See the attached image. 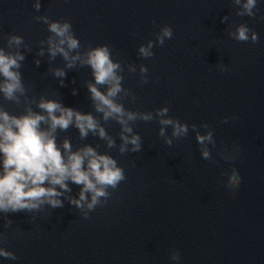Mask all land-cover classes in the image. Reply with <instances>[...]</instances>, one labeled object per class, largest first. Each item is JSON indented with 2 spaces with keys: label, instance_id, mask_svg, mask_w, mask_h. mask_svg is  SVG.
Masks as SVG:
<instances>
[{
  "label": "water",
  "instance_id": "95a60500",
  "mask_svg": "<svg viewBox=\"0 0 264 264\" xmlns=\"http://www.w3.org/2000/svg\"><path fill=\"white\" fill-rule=\"evenodd\" d=\"M32 5L33 0H0V33L19 34L32 45L21 71L37 95L55 94L65 106L92 110L84 83L93 79L89 68L67 70L61 86L48 72L47 54L36 55L38 41L49 33L33 17L46 13L70 20L82 46L107 43L114 59L137 65L134 75L125 67L123 84L136 93L126 107L154 111L167 105L169 115L189 125L207 122L216 147L213 161L204 160L191 127L168 146L155 120L134 126L142 137L140 153L121 155L91 134L81 141L74 127L60 133L58 141L69 136L74 148L100 144L98 150L113 155L127 179L87 220L64 197L62 208L8 213L13 223L4 246L18 259L0 257V264H264V0L255 18L236 16L231 0H41L40 13ZM226 15L228 24L221 22ZM242 21L258 33L260 46L227 35L228 25ZM165 24L173 29L172 39L154 47L152 58L139 57L138 46L155 40ZM220 61L230 71H219ZM52 63L63 66L60 56ZM141 63L149 69L147 84L139 82ZM105 127L119 143V125ZM233 142L240 150L235 164L220 155ZM233 166L242 182L231 198L222 172ZM69 185L76 196L79 186ZM3 223L0 213V230ZM173 248L181 252L179 262L170 259Z\"/></svg>",
  "mask_w": 264,
  "mask_h": 264
},
{
  "label": "clouds",
  "instance_id": "9594fccd",
  "mask_svg": "<svg viewBox=\"0 0 264 264\" xmlns=\"http://www.w3.org/2000/svg\"><path fill=\"white\" fill-rule=\"evenodd\" d=\"M258 3L259 0H231L235 15L239 17L255 18L261 13ZM32 6L36 13H40L41 0H33ZM260 18L264 19V14ZM33 19L45 24L49 33L38 41L36 55L44 57L47 54L48 72L58 78L61 86H64L67 70L85 67L91 70L93 79L84 83L92 110L83 112L65 106L55 94L49 96L41 92L37 95L35 83L26 84L21 71L26 59L25 52H31L32 45L19 34L0 33V39L4 40V44L0 45V213L4 214V230H0V257L10 260H17L18 257L4 246L9 240L6 230L13 223L7 218L8 213L62 208L64 201L61 197H64L87 220L97 207L108 203L112 192L127 179L125 169L117 159L108 151L98 150L100 144L93 146L83 143L74 148L69 136L58 141L60 133L74 127L81 141L87 140L91 134L103 141L106 149H115L121 155L140 153L142 137L134 126L139 121L147 123L155 120L160 125L158 136L168 146H172L174 140L188 136L191 127L204 160L213 161L212 149L216 147L213 129L207 122L199 126L195 123L189 125L169 115L167 105L154 111L126 107V101H136V93L123 84L125 67L129 74L134 75L137 65L114 59L109 44L82 46L68 19H52L46 13L35 15ZM229 19L226 15L221 22L228 24ZM153 23L156 21L153 20ZM131 35L135 37L136 33ZM227 35L237 42L261 44L258 33L243 21L234 27L228 25ZM172 37L170 25L160 26L155 40L148 39L138 46V56L152 58L155 55L154 47L164 45ZM57 56L62 58L63 66H53L52 62ZM34 63L39 67L40 59ZM216 67L221 72L230 71L223 61L218 62ZM149 79V69L141 63L139 82L147 84ZM72 94H77L76 89L72 90ZM5 102L22 108V111H9ZM232 119H237L235 114ZM110 122L119 125L116 134L119 143L105 127ZM222 122L227 123L228 117H223ZM201 128L205 131L201 132ZM220 155L224 161L235 164L240 159L239 145L235 142L231 146L225 145ZM222 175L226 177L224 186L229 197L234 198L242 182L240 173L233 166L230 172H222ZM69 182L79 186L76 196L71 194ZM170 259L179 262L180 250L173 248Z\"/></svg>",
  "mask_w": 264,
  "mask_h": 264
}]
</instances>
